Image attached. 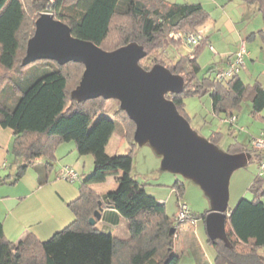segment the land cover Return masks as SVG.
Returning a JSON list of instances; mask_svg holds the SVG:
<instances>
[{
    "label": "trees",
    "instance_id": "trees-1",
    "mask_svg": "<svg viewBox=\"0 0 264 264\" xmlns=\"http://www.w3.org/2000/svg\"><path fill=\"white\" fill-rule=\"evenodd\" d=\"M242 1L260 13L264 24V0ZM45 11L67 24L75 37L107 51L135 42L146 52L138 62L142 68L160 64L180 75L184 80L182 92L166 97L186 120L184 98L209 95L214 117L227 118L239 113L242 103L246 102L251 117L264 121V88L258 81L245 83L238 73L217 80L214 73L222 68L216 63L209 65L204 76H197L194 63L205 37L189 54L170 53L169 48L176 49L178 43L169 39L168 34L196 31L209 19L208 11L199 3L0 0V126L12 131L10 151L14 158V171L1 176L0 183H16L29 166L43 158L44 162L35 167L39 183L43 184L45 173L48 174L55 160L54 151L62 143L73 141L79 156H94L92 170L83 175L78 195L66 203L73 219L63 229L46 240L28 232L12 242L5 237L0 221V264H179L173 239L178 225L165 214L164 203L148 194L131 173L133 147L137 145L133 141L135 126L119 108V103L113 100L116 107L108 112L110 100L99 97L76 102L71 99L70 92L83 72L80 63L60 65L51 60H38L21 65L34 22ZM258 34L264 45V27ZM255 36L252 32L247 40ZM115 133L129 143L130 149L124 154L106 157L103 151ZM221 135L214 131L207 139L216 145ZM253 150L256 151L254 159L261 164L264 150ZM227 152L248 150L243 143L235 141ZM97 154H100L98 158ZM118 172L121 175L115 189L98 194L90 186ZM263 184V178H256L253 198H240L232 209H227L224 228L231 248L221 240L208 239L215 248L216 264H264L258 251L264 246ZM174 189L181 196L182 186L175 183ZM99 203L101 208L109 206L127 220L129 237L114 236L89 223ZM147 212L150 217L145 215ZM207 212L198 217L204 221ZM201 255L196 254L197 262L204 260V264H209Z\"/></svg>",
    "mask_w": 264,
    "mask_h": 264
},
{
    "label": "water",
    "instance_id": "water-1",
    "mask_svg": "<svg viewBox=\"0 0 264 264\" xmlns=\"http://www.w3.org/2000/svg\"><path fill=\"white\" fill-rule=\"evenodd\" d=\"M145 56L143 47L135 42L103 50L73 36L67 24L46 11L34 22L21 65L38 60L82 64L83 72L70 92L71 99L83 102L101 97L118 101L119 108L134 123L133 141L138 146L149 145L160 157L162 171L193 182L208 199L209 209L204 217L208 239L221 240L231 248L224 228L229 179L251 156L248 152H224L199 136L166 97L182 92L183 78L160 64L142 68L138 62ZM101 211L99 203V209L89 219L91 225L100 220Z\"/></svg>",
    "mask_w": 264,
    "mask_h": 264
},
{
    "label": "rangeland",
    "instance_id": "rangeland-1",
    "mask_svg": "<svg viewBox=\"0 0 264 264\" xmlns=\"http://www.w3.org/2000/svg\"><path fill=\"white\" fill-rule=\"evenodd\" d=\"M235 4L236 2L230 7L234 20L236 17V8H234ZM207 8L211 13V16L214 17L215 12L212 10V6H207ZM243 22H247L249 26L253 27V31L256 33V36L249 40L245 39L246 50L251 55L248 60L245 56L243 65L240 67L238 74L245 83H252L255 80H258L264 87V45L261 41L260 35L258 34L260 28L264 27L263 20L260 13L255 12L251 13L247 19L243 20ZM238 25L240 26V24ZM224 36H226V34H224ZM167 37L178 43L175 45L176 49L169 48L171 54H188L192 50V48L183 44L181 40L174 39L171 34H168ZM234 45L236 44L230 40L225 39L216 44L210 39V43L204 49H202L196 59V62L194 63L197 76H204L211 63L226 59L227 55H230V52L236 49L234 48ZM210 46L214 48V51L209 48ZM115 107L116 104L113 102V100H110L109 104L107 105L108 112L113 110ZM184 113L188 117L190 127L199 136L207 139L214 131L220 132L222 134L216 143V146L220 150L224 152L229 151L230 146L233 145L235 141L244 144L251 158L245 166L234 170L230 176L228 185V209H232L240 198L251 200L253 198V186L255 179H264V176H258L259 172L261 171V166L260 162L254 159L253 155L256 151L252 149V139L258 135L260 130L264 129V122L253 119L249 114V107L247 103L244 102L242 103L241 111L239 113L233 114L236 116V122L232 127H230L229 124L224 121V116L214 117L212 115L211 98L209 95H203L202 97H185ZM262 115H264V110ZM115 137L116 134L113 135L106 152L103 153L104 156L110 157L114 155V151L117 154H124L130 149L129 143L125 140H122L119 145H116ZM64 144H67V146L75 145L73 141L66 142ZM63 146L65 147V145ZM61 161H58L55 164L56 170L59 166H61L60 163H63ZM72 169L77 173L81 172L80 168L79 170L75 168ZM54 171L55 170L53 169L50 174L52 178L54 176ZM86 173L87 172H84L83 175H86ZM131 173L135 176L136 180L144 186L145 191L148 194H153L152 196H154L156 199H160L161 201H159L161 203H164L165 214L170 219H174L177 210V203L179 200L185 203L188 206L190 212L197 217V220L194 224L187 222L178 225L177 231L175 233L176 237H173L174 247L176 248V251L180 257L179 264H199L196 260V254L198 255V253H202L201 256L204 255L209 264H216L215 248L211 243L208 242L204 221L198 217L200 214L209 209V201L200 188L179 174H172L167 171H162L160 169V157L153 152L149 145H136L133 147V164ZM83 175L78 176V179L74 180L73 182L64 179L59 180H62V185L65 187H75L78 192V187L81 183ZM175 183L181 185L183 188L181 196H178L175 192ZM261 201L264 203V196L261 197ZM70 215L72 216L70 218L72 221L73 214L70 212ZM145 215L149 217L151 216L150 212H147ZM68 221L69 222L66 225L71 222L70 220ZM66 225L61 227V229H63ZM61 229L57 231H60ZM50 236H44L46 238L39 239L46 240ZM7 239L9 240V238ZM15 239L16 238H12V240H14L12 242H16L17 240ZM243 251L248 252V249L244 248ZM258 251L261 260H263L262 262L264 263V246L260 247ZM201 259H203V257ZM200 264H204V260H202V262L200 261Z\"/></svg>",
    "mask_w": 264,
    "mask_h": 264
},
{
    "label": "crops",
    "instance_id": "crops-1",
    "mask_svg": "<svg viewBox=\"0 0 264 264\" xmlns=\"http://www.w3.org/2000/svg\"><path fill=\"white\" fill-rule=\"evenodd\" d=\"M165 1L170 3H199L207 11V6H212V10L215 12L214 17H212L211 13L208 11L209 19L198 28L205 37L202 49L210 43V39L216 44L225 39L236 44L234 45L236 49L232 52L228 51L230 55H227L226 59L213 62L217 64V67H226L230 58L239 49L241 42L245 41V39L247 40V36L254 32L253 27L249 26L247 22H243V20L247 19L251 13L258 11L254 10L252 7L246 6L242 0ZM235 2L234 8H236V17L234 20L230 7L233 6ZM238 24H240V26ZM224 34H226V36H224ZM196 47H198V45L192 49ZM210 49L214 51V48L211 47ZM250 55V53L246 55L247 60L250 58ZM258 82L262 86V83L260 81ZM113 135L109 139L103 153L106 152ZM122 140L120 135L116 134V145H119ZM11 141L12 131L9 128L0 126V177L14 171V158L10 151ZM63 145H65V147ZM113 154H115V151ZM54 155L55 160L48 174L45 173L46 181L43 184L39 183V175L35 169V167H39L44 162L43 158H40L35 165L29 166L16 183L12 185L0 183V221L3 226L4 234L9 240L14 241L12 238H16L15 240L18 241L28 232H32L40 239L46 238L66 225L69 222L68 220L71 221L70 218L72 216L67 209L66 203L74 199L78 195V192L75 187H65L62 185V180H59L61 178H58V174L65 166L78 170L80 168L81 172L78 173V176L83 175L84 172L88 174L92 170L94 156H79L76 152L75 145L67 146V144L64 143L56 147ZM99 155L100 154H97L96 157L98 158ZM58 161L63 163H60L61 166L56 170L55 164ZM53 169L55 171L52 178L50 174ZM120 175L121 172L109 175L104 182L93 183L90 186L98 194H104L116 188L117 179ZM159 200L160 199H157V201ZM94 227L98 230L109 232L114 236L122 238L129 237L127 220L109 206L102 208L101 218L96 221Z\"/></svg>",
    "mask_w": 264,
    "mask_h": 264
},
{
    "label": "built area",
    "instance_id": "built-area-1",
    "mask_svg": "<svg viewBox=\"0 0 264 264\" xmlns=\"http://www.w3.org/2000/svg\"><path fill=\"white\" fill-rule=\"evenodd\" d=\"M171 36L174 39L181 40L183 44L190 48L199 45L204 38L202 31L199 29L193 32H184L180 30L172 32ZM247 54L248 52L246 50L245 41H242L239 49L230 58L226 67L215 71V79L225 80L230 78L232 75L239 73L240 67L243 65V60ZM224 121L230 125H233L236 121V116L232 115L230 117H227L224 119ZM252 147L253 149L258 151L264 150V129L260 130L256 137H253ZM260 166L261 171L259 172V175H263L264 161L260 164ZM58 178L73 182L74 180L78 179V173L71 167L65 166L60 170ZM174 220L176 225L187 222H189L190 224H194L196 221L194 218H192L188 206L180 200L177 203V210L174 216Z\"/></svg>",
    "mask_w": 264,
    "mask_h": 264
}]
</instances>
